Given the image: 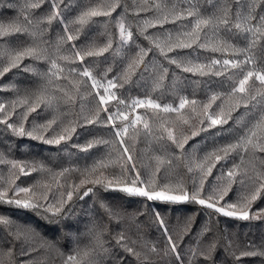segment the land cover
Wrapping results in <instances>:
<instances>
[{"label":"snow or ice","instance_id":"snow-or-ice-1","mask_svg":"<svg viewBox=\"0 0 264 264\" xmlns=\"http://www.w3.org/2000/svg\"><path fill=\"white\" fill-rule=\"evenodd\" d=\"M132 2V11L137 16L141 12L152 13L151 16L138 21L136 25L139 35L148 42V47L135 43L131 26L126 24L125 14L129 9L122 5V0H98L95 4L89 0V4L71 21H67L63 15L68 7L65 5L61 8L64 0H23L22 3L10 2L6 5L7 8L14 9L16 15L7 21L0 19V79L13 69H21L39 77L43 82L33 88H25L22 94L21 89L15 84L0 86L2 90L16 93V98L7 104L0 102V125H4L16 137H27L48 145H60L72 139L78 126L101 122L100 116L103 112L107 113L103 123L111 125L115 139L108 141L94 138L84 145L73 144V147L81 151H87L99 144H110L111 151L106 157L94 161L92 165L83 169L64 168L58 172L46 169L43 164L30 166L27 162L8 159L5 153L0 151V164L9 166L7 177L0 175V205H14L17 208L33 210L44 221V228L63 229L69 235H73V229L76 234L80 231L71 221L72 209L69 204L74 196L84 200L90 195H95L109 220L121 219L120 213L100 198V189L104 192L120 191L130 197H144L148 201L172 204L191 202L224 217L243 221L264 219V208L253 210L252 207L258 200L264 199V64L258 63L264 60V0H132ZM45 3L50 6L49 10L37 15L36 10L41 9ZM202 3L207 4L211 11H203ZM122 7L123 12L117 13ZM113 13H117L118 18L113 19ZM97 17L108 18L104 22L106 30L109 23H114L118 31L120 48L135 44L136 51L128 58L125 68L115 79H106V73L105 79H99L88 67L82 70L68 68L69 76L74 73L77 77L85 78L70 79L72 90L69 91L56 83L62 78L68 79V76H64L65 67L60 62L72 64L79 60L83 64L85 58L102 56L113 48L111 33H108V39L102 46H97L93 42L83 48H77L72 43ZM183 21L187 23H179L175 30L164 27L166 24L177 25ZM54 23L62 26L63 34H58L52 42L46 37ZM70 25L78 27L73 30ZM154 28L160 31L148 32ZM13 36L24 39L13 41L10 39ZM234 39L243 41V46L233 42ZM66 44H71L70 54L64 52ZM194 48L220 53L227 58L213 57L201 62L190 55H180L182 50ZM257 49L260 52L259 56L256 55ZM152 53H158L166 63L147 59ZM170 53L175 55H169ZM26 59L46 62L48 67L41 71L31 64H24ZM173 65L183 72L194 75L226 76L231 82L229 91L212 92L206 101L180 96L178 106L162 105L151 97L133 98L129 103L112 91L123 86L120 81L129 82L137 72H150L153 90H158L163 87ZM107 71H111V68ZM88 81L91 82L90 88L94 90L97 101L94 107L88 109V114L83 115V123L79 119L69 120L67 123L62 120L58 122L57 118L53 117L44 123L26 126L30 114L37 112L42 105L54 107L61 100L64 103H75L77 95L81 99L85 95H92L93 93H81L82 86H89ZM175 86L174 83L173 88ZM57 92L61 95L58 96ZM112 101L124 105L125 110L117 108L116 112H110L109 105ZM217 101L220 103L217 104ZM80 107L83 114L85 106L81 104ZM241 107L246 109L245 115L249 118L247 121L243 118L238 121L244 128L243 134L233 142L206 152L202 158L198 159L194 155L185 156V146L191 138L213 127L228 124L233 112ZM137 108L150 109L154 116L160 118L159 129L180 152V156L175 158L185 161L188 173L198 172V183L193 180L191 192L179 178L175 182L171 180L166 183L159 182L161 167L165 164L172 165V159L165 156L155 157L156 167L147 179L137 170L126 144L129 130L132 129L138 135L139 130L136 126L142 124L147 133L152 132L149 122L141 115H136L134 119L130 118V112ZM17 109H20L19 113ZM161 113L175 116L170 119L161 117ZM14 115L19 116L17 121L12 120ZM117 121L120 122L119 125ZM178 126H188L189 132L185 133L181 128L177 134ZM130 138L135 141V136ZM162 138L164 137H158ZM112 152H116L117 155L113 157ZM233 153L237 154L239 163H234L226 172L216 177L217 183L211 185L210 190L205 192V183L212 175L213 169ZM112 167H119L120 174H109L107 170ZM35 171L48 172L50 180L36 181L27 187L16 184L20 175L27 176ZM72 172L79 174L78 182H69L67 179H63L62 182V178ZM236 183L243 187V192L235 201L226 200ZM53 186L64 191H60L58 197L52 196L50 194ZM137 215L142 216L144 213L139 212ZM131 221L136 223V218L132 217ZM154 222L159 225L165 237L166 244L163 249L154 243L149 244L142 235L132 238L124 231H120L108 236L106 229H100L94 223L87 229L89 243L81 247L77 242L73 251L64 256L56 242L41 231L40 225L18 224L9 215L0 213V225L9 229L11 237L9 241L11 247L6 250L0 248V264H50L49 258L41 255L42 251L59 253L63 257L62 264H128L129 257L135 264H159L152 258L153 256L158 257L159 261L171 257L166 264H217L216 257L221 247L233 258L235 264H240L241 259L246 257H258L264 261V242L259 245L250 242L241 249L237 240L225 235L217 236L207 223L196 232L195 243L181 252L180 244L195 228V215L185 218L181 224L179 240L173 238L164 217L158 211L154 212ZM136 227L139 229L140 225L136 223ZM75 238L79 240L78 235ZM221 240L224 241L223 245ZM17 249L19 256L25 259L17 258ZM51 264H55L54 259Z\"/></svg>","mask_w":264,"mask_h":264},{"label":"trees","instance_id":"trees-1","mask_svg":"<svg viewBox=\"0 0 264 264\" xmlns=\"http://www.w3.org/2000/svg\"><path fill=\"white\" fill-rule=\"evenodd\" d=\"M10 2L22 3L23 0H0V19L7 21L16 15L14 9L6 7ZM97 2L98 0H91L92 4ZM88 4L89 0H64V4L61 5V8H64L65 5L68 6L63 13L65 19L71 21L76 15H78L79 11ZM122 5H126L129 9L125 14L126 24L131 26L135 43L148 47V42L144 40L143 36L139 35L136 25L138 21L151 16L152 13L141 12L139 16H137L132 11V0H122ZM182 6L186 7V5ZM49 7L50 6L45 3L41 9L36 10V14L40 15L48 11ZM202 10L207 12L211 11V8L207 4L202 3ZM122 12L123 7L117 10V13ZM117 13H113V19L118 18ZM107 19L108 18L105 17L94 18V22L86 26L79 35V38L72 43L75 44L77 48H83L93 42L97 46H102L108 39V33H111L113 48L102 56L85 58L83 64H81L79 60L72 64L60 62L62 66L65 67L64 76H68V79L62 78L59 81H56L61 87L71 91L72 88L69 84L70 79H85L83 77H77L74 73L69 76L67 69L70 67L77 68L78 70L88 67L99 79H105V73L106 79H115L125 68L128 58L134 55L136 51L135 44H129L120 48L118 33L114 23H109L107 30L105 29L104 22ZM179 23L186 24L187 21L178 22L177 25L166 24L164 27L166 29L175 30ZM70 27L74 30L75 27L78 26L70 25ZM159 31L160 29L158 28L148 30L149 33H158ZM58 34H63L62 26L59 23H54L51 32L46 38L54 42ZM10 39L15 41L24 38L13 36ZM233 42L239 43L243 46V41L239 39H234ZM118 48H120L119 52H117ZM255 51L256 55L259 56V50L257 49ZM64 52L70 54L71 44H66L64 46ZM169 55H175V53H170ZM180 55H190L193 59L198 58L201 62H206L213 57L217 59L227 58V56H222L220 53H211L199 48L182 50ZM147 59H156L166 63L158 53L150 54ZM258 63L264 64V60H260ZM24 64H31L33 67L41 71L46 70L48 67L46 62L33 61L30 59H26ZM249 67H251V65H249ZM109 68H111V71H107ZM42 82L43 81H41L39 77L33 76L31 73L23 72L21 69H13L0 79V86L15 84L21 89L22 94L25 88H33L38 83ZM90 83L91 82L88 81L89 86L87 87L82 86L81 93H93L92 95H85L83 99L77 95L75 103H64L61 100L54 107H46L42 105L37 109V112L30 114L28 125L26 126H30L32 123H44L53 117H56L58 122L62 120L67 123L69 120L79 119L80 122L83 123V115H87L88 109L94 107L97 101V98L94 95V90L90 88ZM120 83H122L123 86L117 87L112 91L126 102H130L133 98L143 99L151 97L162 105L172 104L173 106H177L180 96H187L189 99L194 98L198 101H206L212 92L229 91V85L231 82L227 80L226 76L194 75L192 73L183 72L173 65L170 67L169 76L164 81L163 87L158 90H153L152 76L150 72H137L131 77L129 82L125 83L120 81ZM174 83L176 85L175 88H173ZM56 94L58 96L61 95L59 92ZM15 98V92L2 90V88H0V102L7 104L10 100ZM219 103L220 101H217V104ZM81 104L85 106L83 114H81ZM116 104L115 101L110 102V112L113 111ZM215 107L216 106L214 105L213 108L215 109ZM139 111L143 113L145 120L149 122L152 132L147 133L140 124L136 126L139 130L138 135H136L132 129L129 130V138H126V144L129 147V151L136 164L137 170H139L143 178L147 179L156 167L155 157L157 155L165 156L167 159H172V165L168 166L165 164L161 167L159 182L166 183L170 180L175 182V180L179 178L184 181L185 186L191 192L193 190V180H196L198 183V172L194 171L193 173H188L187 168L185 167V161L183 159L175 158L180 156V152L175 148V145H173L171 141L167 140L166 134L159 129L158 124L160 118L154 116L150 109L142 108ZM19 112L20 109H17V113ZM245 113L246 109L241 107L233 112L232 119L229 120L228 124L213 127L207 131L200 132L199 135L191 138L185 146V156L194 155L199 159L202 158L206 152H210L216 147L235 141V139L243 134L244 131L242 124L238 123V121H240L241 118L245 121L249 119ZM106 116L107 113L102 112L100 116L101 122L78 126L72 139L62 142L60 145H48L40 141L31 140L27 137H16L12 135L4 125H0V151L4 152L8 159L27 162L30 166L43 164L46 169H51L52 172H58L64 168L83 169L86 166L92 165L94 161L106 157L111 151V145L99 144L87 151H81L79 148L73 147V144L84 145L94 138L108 141L114 140V129L111 125L103 123ZM160 116L171 119L174 118L175 114L161 113ZM18 119V115L12 117L13 121H17ZM117 124L119 125L120 122L117 121ZM54 127L56 126L54 125ZM181 128L185 133L189 132L188 126H178L177 134H179ZM133 136H135V141L130 138ZM161 136L164 138L158 139V137ZM117 147L119 148V145H117ZM116 155V152H112L113 157ZM234 163H239V158L235 153H233L227 160L220 161L213 169L212 175L207 178L205 192L210 190L211 185L217 183L216 177L220 176L222 172H226ZM8 168V165L0 164V175L7 177ZM107 172L109 174L118 175L120 174V169L119 167H112L109 168ZM63 179H67L69 182H78L79 174L72 172L66 174V177L62 178V182ZM48 180H50V174L48 172L35 171L27 176L20 175L16 184L22 187H27L34 184L36 181ZM87 187H92V185H87ZM243 190V187L239 183H236L233 185L232 190L225 199L228 201H235ZM60 191H64V189L58 190L53 186L50 195L58 197ZM81 191H83V189ZM99 192L100 198L104 199L109 206L119 212L121 219L119 221L116 219L109 220L104 209L100 207L98 198L95 195H90L84 200H79L74 196L69 207L72 209L71 221L79 228V234L75 233V229H73V235H69L63 229L58 230L55 227L44 228V221H42L39 215L33 210L4 204L0 205V213L9 215L18 224L40 225L41 231L45 233L49 239H53L56 242L58 248L64 253V255L70 254L75 248L77 242H79L81 247L89 243L90 237L86 233L87 229L94 223L98 228L106 229V234L108 236L115 235L120 231H124L126 235L132 238H136L137 235H142L144 240L149 244L154 243L158 248L163 249L166 241L159 225L154 222L155 211H158L164 217L169 230L173 234V238L176 240H179V229L185 218L195 215V228L191 234L184 238V242L180 244L181 252H184L190 245L195 243L196 232H198L200 227L206 223L212 228V231L216 233L217 236L225 235L231 239L237 240L241 249L244 245L249 244L250 242L257 245L264 242V219L243 221L236 218L224 217L214 213L211 209H207L204 206L191 202L172 204L161 201H148L144 197H130L120 191L104 192V190L100 189ZM252 207L253 210L256 208H264V199L258 200ZM139 212H143L144 215L138 216L137 213ZM132 217L136 218V223L140 225L139 229H137L136 223H132ZM76 235L79 236L78 241L75 238ZM10 240L9 229L6 226L0 225V248L6 250L11 247V244L9 243ZM223 243L224 241L221 240L222 245ZM41 255L47 256L50 264L53 259L55 264H62V260H60L61 256L57 252L44 253L42 251ZM17 258L25 259V257L19 256L18 249ZM152 258L157 260L159 264H166L168 260L172 259L171 257H167L164 261H159V258L156 256H153ZM216 262L217 264H235L233 258L228 252L224 251L222 247L218 250ZM128 264H135V261L129 257ZM240 264H264V261L258 257H246L241 259Z\"/></svg>","mask_w":264,"mask_h":264},{"label":"rangeland","instance_id":"rangeland-1","mask_svg":"<svg viewBox=\"0 0 264 264\" xmlns=\"http://www.w3.org/2000/svg\"><path fill=\"white\" fill-rule=\"evenodd\" d=\"M116 30H117V29H116ZM117 33H118V31H117ZM100 91H101V93L103 92L102 89H101ZM129 103H130V102H129ZM178 104H179V103H178ZM177 106H178V105H177ZM117 108H119L120 110H125L124 105H118V104H116V105L114 106L112 112H116ZM140 109H142V108H137L134 112H130V118L134 119L136 115H141V116L145 119L143 113L139 111ZM140 125H142V124H140ZM64 256H66V255H64ZM60 260H63V257H60Z\"/></svg>","mask_w":264,"mask_h":264}]
</instances>
